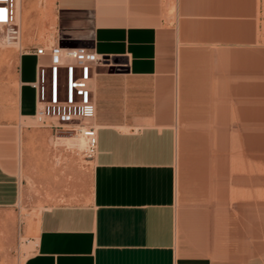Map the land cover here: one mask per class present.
<instances>
[{"label":"crops","instance_id":"1","mask_svg":"<svg viewBox=\"0 0 264 264\" xmlns=\"http://www.w3.org/2000/svg\"><path fill=\"white\" fill-rule=\"evenodd\" d=\"M65 4L57 34L30 0L0 34V264H264V0ZM77 46L104 60L83 168L32 120L46 52Z\"/></svg>","mask_w":264,"mask_h":264},{"label":"built area","instance_id":"2","mask_svg":"<svg viewBox=\"0 0 264 264\" xmlns=\"http://www.w3.org/2000/svg\"><path fill=\"white\" fill-rule=\"evenodd\" d=\"M16 1L0 0V33L8 40L18 36ZM15 28L14 34L9 30ZM48 65H39L31 87L35 94L33 122L57 133L74 134L83 140L82 154L92 159L96 154L97 129L91 123L95 108L88 87L92 66L104 60L93 49L51 47L47 52ZM36 49L35 55H44Z\"/></svg>","mask_w":264,"mask_h":264},{"label":"rangeland","instance_id":"3","mask_svg":"<svg viewBox=\"0 0 264 264\" xmlns=\"http://www.w3.org/2000/svg\"><path fill=\"white\" fill-rule=\"evenodd\" d=\"M65 1L67 0H49V2L46 4H43L42 0H30V10H31V14L33 15H41L44 21V26L45 29L41 30V28L38 30V32H43L46 35H51V33H55L57 34V32L59 33V25L62 21V18H65L68 16L70 9L68 7L67 4H65ZM28 13V9L24 8V14L23 16L26 17ZM18 20H17V25L18 27L21 25V5L18 7ZM15 31V28H12L9 30V34L13 35ZM39 33V34H40ZM1 36L3 37L2 39V44L1 46L5 47V46H12L14 43L17 42V39L15 40H8V38H6L5 36H3L2 33H0ZM51 43V40H50ZM48 50V49H46ZM66 136H69L68 134ZM72 139L70 140H60L57 141L59 143H62L63 145H65V147L69 148V150L71 151L73 157H75L76 161H77V165H81V167H84V161H87L85 157H83L82 154V150H83V140L78 137L77 135L71 134ZM64 173V177H65ZM62 176V173H61ZM29 201V209H28V213H30L31 215H35L36 212L39 211V209L41 208V206H37L35 199H28ZM29 248H24L22 251L26 252Z\"/></svg>","mask_w":264,"mask_h":264},{"label":"bare ground","instance_id":"4","mask_svg":"<svg viewBox=\"0 0 264 264\" xmlns=\"http://www.w3.org/2000/svg\"><path fill=\"white\" fill-rule=\"evenodd\" d=\"M19 6H20V0H17L16 1V24H17V17L19 16L18 11H17Z\"/></svg>","mask_w":264,"mask_h":264}]
</instances>
